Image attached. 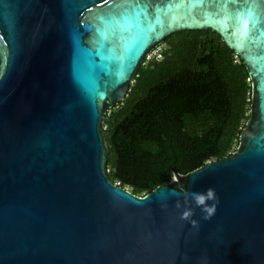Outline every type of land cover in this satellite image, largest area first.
<instances>
[{
	"label": "water",
	"instance_id": "1",
	"mask_svg": "<svg viewBox=\"0 0 264 264\" xmlns=\"http://www.w3.org/2000/svg\"><path fill=\"white\" fill-rule=\"evenodd\" d=\"M209 28L250 72L240 144L138 195L106 115L167 37ZM0 264H264V0H0Z\"/></svg>",
	"mask_w": 264,
	"mask_h": 264
},
{
	"label": "trees",
	"instance_id": "2",
	"mask_svg": "<svg viewBox=\"0 0 264 264\" xmlns=\"http://www.w3.org/2000/svg\"><path fill=\"white\" fill-rule=\"evenodd\" d=\"M147 58L125 99L106 115L110 177L144 195L237 149L251 115L243 58L213 29H187Z\"/></svg>",
	"mask_w": 264,
	"mask_h": 264
},
{
	"label": "rangeland",
	"instance_id": "3",
	"mask_svg": "<svg viewBox=\"0 0 264 264\" xmlns=\"http://www.w3.org/2000/svg\"><path fill=\"white\" fill-rule=\"evenodd\" d=\"M165 42L162 43L159 47H157L155 50H153V52H151L148 57H147V62L152 59L153 57H160V53L162 51V49L165 47Z\"/></svg>",
	"mask_w": 264,
	"mask_h": 264
},
{
	"label": "clouds",
	"instance_id": "4",
	"mask_svg": "<svg viewBox=\"0 0 264 264\" xmlns=\"http://www.w3.org/2000/svg\"><path fill=\"white\" fill-rule=\"evenodd\" d=\"M207 195H208L209 198L212 197L213 192H212L211 189L208 191V194H207ZM195 199H196V203H197L198 205H201V204L204 203V197H203L202 195H196V196H195Z\"/></svg>",
	"mask_w": 264,
	"mask_h": 264
},
{
	"label": "built area",
	"instance_id": "5",
	"mask_svg": "<svg viewBox=\"0 0 264 264\" xmlns=\"http://www.w3.org/2000/svg\"><path fill=\"white\" fill-rule=\"evenodd\" d=\"M160 55H161V53H160ZM158 58H159V57H158ZM109 170H110V169H109ZM116 183H117V184H121V182H119V181H117Z\"/></svg>",
	"mask_w": 264,
	"mask_h": 264
}]
</instances>
